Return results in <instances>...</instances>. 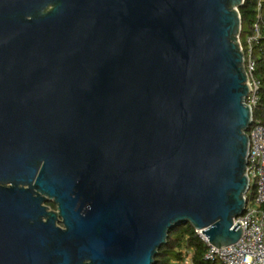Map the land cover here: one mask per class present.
<instances>
[{"label": "water", "instance_id": "95a60500", "mask_svg": "<svg viewBox=\"0 0 264 264\" xmlns=\"http://www.w3.org/2000/svg\"><path fill=\"white\" fill-rule=\"evenodd\" d=\"M245 1L0 0V264H154L185 224L240 240Z\"/></svg>", "mask_w": 264, "mask_h": 264}, {"label": "built area", "instance_id": "2783aa9c", "mask_svg": "<svg viewBox=\"0 0 264 264\" xmlns=\"http://www.w3.org/2000/svg\"><path fill=\"white\" fill-rule=\"evenodd\" d=\"M260 36L261 27L256 24L255 34L247 39L248 53L247 56L245 55V67L250 86L246 104L251 107L252 113L259 102L260 87V82L254 76L253 44L260 39ZM262 54L264 56V49ZM247 135L249 138L247 175L250 180V190L254 183L256 185V194L252 199L248 196L249 192L247 193L246 209L243 215L234 221L236 225L243 226L242 237L236 244L217 248L211 245L201 232L197 231L208 246L205 256L207 261L219 260L223 264H264V124H255L253 121ZM252 200L253 204H251ZM188 263L190 264V261Z\"/></svg>", "mask_w": 264, "mask_h": 264}, {"label": "trees", "instance_id": "16d2710c", "mask_svg": "<svg viewBox=\"0 0 264 264\" xmlns=\"http://www.w3.org/2000/svg\"><path fill=\"white\" fill-rule=\"evenodd\" d=\"M239 11L242 18L240 41L246 56L247 39L255 34L256 24L261 27L260 39L253 44L254 76L260 82L259 102L254 109L253 121L255 124H264V0H246ZM251 190L248 193L249 198ZM207 251L208 246L192 225H180L169 232L167 243L159 250L154 264H186L187 261L190 264H223L219 260L207 261Z\"/></svg>", "mask_w": 264, "mask_h": 264}, {"label": "rangeland", "instance_id": "374dc122", "mask_svg": "<svg viewBox=\"0 0 264 264\" xmlns=\"http://www.w3.org/2000/svg\"><path fill=\"white\" fill-rule=\"evenodd\" d=\"M255 190H256V185H255V183L253 184V187H252V190H251V192H250V197L253 199L254 198V196H255V194H256V192H255ZM251 204H253V200L251 201ZM189 262V261H188ZM187 262V264H189Z\"/></svg>", "mask_w": 264, "mask_h": 264}, {"label": "flooded vegetation", "instance_id": "af4514ba", "mask_svg": "<svg viewBox=\"0 0 264 264\" xmlns=\"http://www.w3.org/2000/svg\"><path fill=\"white\" fill-rule=\"evenodd\" d=\"M47 207H49L50 209H52V210H55L56 209V206L53 204V203H51V202H48V203H46L45 204Z\"/></svg>", "mask_w": 264, "mask_h": 264}]
</instances>
